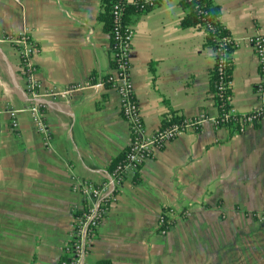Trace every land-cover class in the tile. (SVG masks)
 I'll list each match as a JSON object with an SVG mask.
<instances>
[{"label": "crops", "instance_id": "0c3cea01", "mask_svg": "<svg viewBox=\"0 0 264 264\" xmlns=\"http://www.w3.org/2000/svg\"><path fill=\"white\" fill-rule=\"evenodd\" d=\"M213 1L235 41L233 107L260 110L264 76L249 38L264 37V0ZM100 10L99 0H0V264H62L87 206L74 190L80 182L108 185L109 203L82 264H264V119L235 134L216 127V55L204 29L181 26V0H164L134 21L131 78L149 134L173 114L209 119L126 174L120 188L110 183L132 135L118 90L86 88L68 99L27 91L19 55L1 39L31 33L43 91L104 81L114 67ZM33 105L42 109L49 145ZM10 110L20 111L17 128ZM166 208L189 214L160 234Z\"/></svg>", "mask_w": 264, "mask_h": 264}, {"label": "built area", "instance_id": "2783aa9c", "mask_svg": "<svg viewBox=\"0 0 264 264\" xmlns=\"http://www.w3.org/2000/svg\"><path fill=\"white\" fill-rule=\"evenodd\" d=\"M156 0H145L146 3L155 2ZM122 8L117 7L115 16L118 21L122 15ZM115 35L119 37V44L112 50L113 61L116 63L114 74L110 76V82L113 87L118 90L121 97V113L129 123L132 139L131 144L126 151L123 159L117 164L113 170L112 182L116 188L123 185L125 176L128 173H136L140 170L143 164L154 157L156 151L162 150L168 143L180 137L187 132H199L203 125L209 119L206 114H201L193 118H184L182 122H172L167 126L161 127L155 133L149 134L146 131L139 102L135 95L134 84L131 78V53L133 50V42L135 37L134 26L130 25L124 32L115 29ZM12 44L20 60L19 71L25 79L26 89L34 99L51 98V99H68L72 95L86 88L105 87L104 81L89 82L84 86L73 85L66 89L51 88L42 90V84L37 78V67L33 62V58L40 52V47L37 41L32 37L31 33H21L18 35H8L1 39ZM250 44L255 48L259 58V65L264 76V37L255 36L249 38ZM235 41L230 36H225L221 39L220 57L215 62L219 68L222 77L225 76V67L229 62V57L232 56L231 47H234ZM228 86L232 87V82H228ZM223 87V86H222ZM262 85L259 91H262ZM228 100L232 104L233 96H228ZM33 115V121L37 131L44 135L45 144L49 145L51 137L49 135L48 125L45 122L42 109L38 105H33L29 108ZM0 110V114L3 113ZM13 117V126L18 127L17 114L19 110H10ZM230 115L238 114L235 108L230 109ZM226 115V119L230 118ZM220 118V115L215 119V125L220 128V125L226 121ZM264 119V105L260 110L252 113L243 114L241 124V132L250 125H255ZM108 185L97 186L92 183H79L74 186L75 191H81L87 199V206L79 213L76 219V224L72 233V240L67 245L65 253L71 258L70 261H62V264H82L85 254V243L90 238L96 235L97 229L105 218L109 209V203L103 198ZM189 211H177L173 208H166L159 217L158 232L166 234L176 219L179 217H188Z\"/></svg>", "mask_w": 264, "mask_h": 264}, {"label": "trees", "instance_id": "16d2710c", "mask_svg": "<svg viewBox=\"0 0 264 264\" xmlns=\"http://www.w3.org/2000/svg\"><path fill=\"white\" fill-rule=\"evenodd\" d=\"M101 3V10L98 16L99 21L103 24L104 31L110 36L111 50L119 44V37L115 35V29L119 27L121 32L134 24V21L141 15L150 12L158 4L164 0H156L155 2L146 3L145 0H99ZM182 8L187 12L186 16L181 21L183 28H200L207 32L205 45L213 49L216 55V61L219 59L221 50V39L225 36H230L221 21V8L216 5L213 0H181ZM117 7H121L122 15L120 21L115 16ZM234 47H231V51ZM229 62L225 67V76L222 77L219 68L215 66L210 71V93L213 95L215 105L219 110L220 118L226 119V115H230L232 107L228 96H233L232 88L228 86V82L233 80V61L229 57ZM113 67L116 63L113 61ZM106 87H113L110 82V76L104 79ZM223 86V87H222ZM243 114L230 115L220 125V128L229 129L232 134L241 132ZM184 118L177 117L174 114L164 124L165 126L172 124V122H182ZM79 215V214H78ZM71 258L66 254L63 261H70Z\"/></svg>", "mask_w": 264, "mask_h": 264}]
</instances>
